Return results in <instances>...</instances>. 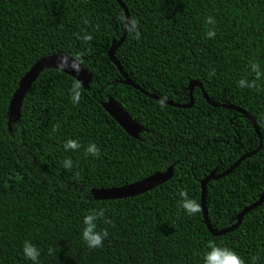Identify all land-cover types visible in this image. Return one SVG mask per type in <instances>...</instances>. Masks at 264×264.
<instances>
[{"label":"trees","instance_id":"1","mask_svg":"<svg viewBox=\"0 0 264 264\" xmlns=\"http://www.w3.org/2000/svg\"><path fill=\"white\" fill-rule=\"evenodd\" d=\"M121 2L140 35L127 33L115 58L136 85L187 105L189 83L198 81L211 101L242 108L256 120L261 151L206 186L210 225L215 231L231 227L264 192V0ZM121 17L115 0H0V264H31L21 251L25 241L38 248V264H203L210 243L244 264L252 257L264 264V202L236 230L217 237L201 209V180L258 148L253 125L237 111L210 106L198 87L192 107L180 109L124 85L108 56L124 32ZM208 30L214 37L207 38ZM54 54L79 56L91 76L88 86L44 69L24 96L19 119L9 121L20 80ZM240 79L254 86L240 88ZM73 85L80 91L75 104ZM109 97L144 128L140 140L104 110ZM69 139L80 145L74 152L63 150ZM89 143L99 149L97 157L86 154ZM65 159L72 160L70 169L63 168ZM170 167L168 181L135 197L91 195ZM180 189L199 204L197 213L178 208ZM99 209L97 230L108 236L89 249L80 238L81 220Z\"/></svg>","mask_w":264,"mask_h":264},{"label":"water","instance_id":"2","mask_svg":"<svg viewBox=\"0 0 264 264\" xmlns=\"http://www.w3.org/2000/svg\"><path fill=\"white\" fill-rule=\"evenodd\" d=\"M120 8L122 9L123 13L125 14L126 18H130V15L125 7V5L121 2V0H115ZM127 33L125 30L121 36V38L118 41H113L111 44V47L108 51V56L110 61L115 65L119 73L121 74L123 78V84L126 86H130L133 89L139 91L143 95L147 96L150 99L156 100L160 103L166 104L168 106L174 107V108H180V109H188L191 108L193 105V97L192 93L195 87H198L202 93L205 101L213 107L216 108H225L229 110H234L239 113H241L246 119L250 121V123L253 125L254 130L259 138V146L255 150L248 152L244 155H242L239 159H237L231 167H229L227 170L220 174H216L215 172H211L209 175H207L203 180L200 182L201 187V209L204 219V224L207 227L208 231L211 235L217 237L222 236L224 234L230 233L234 230H236L242 223L244 216L250 212L253 209H256L257 207L261 206V204L264 202V192L260 195L259 199L251 204L250 206L244 208L237 216L236 222L231 227L222 229L220 231H215L212 226L210 225L207 209H206V186L210 181H216L219 179H222L228 175H230L244 160L247 158H250L257 154L262 149V137L259 132V128L256 124V120L244 109L239 108L234 105L230 104H223V103H216L211 101L206 93L204 92V89L202 85L198 81H191L188 86L189 91V98L190 102L187 105H180L177 103H173L169 100L160 98L154 94L148 93L147 91L140 88L138 85H136L125 73L122 66L118 62V60L115 58V51L121 46V44L124 42ZM60 56H68L64 54H54L49 55L44 58H41L38 60L35 65L32 66V68L28 71V73L20 80L18 89L14 93L12 100L10 102L9 107V113L8 118L9 121L16 122L20 117V107L23 101V98L25 94L29 91L31 88L33 82L37 79L40 72L44 69H50L55 68L59 70L56 67L57 59ZM70 76H72L74 79H76L79 83H81L84 87H87L89 82L91 81V76L88 73V71L83 67L81 64V70L79 74H76L74 72H71L70 70L62 71ZM102 107L104 110L109 114V116L118 123V125L133 139L140 140V134L143 132L144 128L135 122L130 115L112 98L109 97L107 102L102 103ZM173 175V168L170 167L165 171L164 173H155L154 175H151L141 181L125 185L119 188H109V189H93L91 191V195L95 200H113V199H124V198H130L135 197L137 195L146 193L161 184L168 181Z\"/></svg>","mask_w":264,"mask_h":264},{"label":"clouds","instance_id":"3","mask_svg":"<svg viewBox=\"0 0 264 264\" xmlns=\"http://www.w3.org/2000/svg\"><path fill=\"white\" fill-rule=\"evenodd\" d=\"M206 23L211 24L213 23V20L211 17L206 18ZM120 23L122 28L128 32L134 35L135 38L139 39V31L137 29V22L136 20L132 18H120ZM215 32L212 30H208L206 32L207 38L214 37ZM84 40L91 39L90 34L83 36ZM56 67L60 71L70 70L71 72H74L76 74H79L81 70V62L80 57L77 56L75 58L71 56H60L57 59ZM250 70L252 73L255 74L256 79H259L261 76L260 71L258 70V66L256 64H251ZM238 86L240 88H251L254 86L252 81H248L245 79H240L237 82ZM69 96L71 98V101L75 104L80 99V91L78 85H73L69 89ZM264 119V117H262ZM80 147L79 143L76 140H66L63 143V150L65 152L68 151H75ZM86 154L97 157L99 155V149L97 148L95 143H89L88 146L85 149ZM63 168L70 169L72 167V160L71 159H65L62 164ZM177 206L183 212L189 216L197 213L199 211V204L191 199L188 194L183 190L180 189L178 191V200H177ZM104 210H92L89 212V214L84 215L81 220V230H80V238L85 244V246L89 249H96L102 246L103 241L107 238L108 233L105 230H97V224L96 221L99 217L103 216ZM22 254L24 258L28 261H31V264H38V258L40 255V252L38 248L33 245L32 243L25 241L21 248ZM203 264H244V261L236 255L233 251H231L228 248L223 247H217L214 244L210 243L208 245V250L205 252L203 256ZM255 257H252V264H255Z\"/></svg>","mask_w":264,"mask_h":264}]
</instances>
